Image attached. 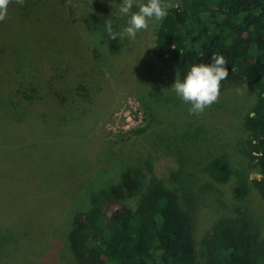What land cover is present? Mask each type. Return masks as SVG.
<instances>
[{"label":"trees","instance_id":"1","mask_svg":"<svg viewBox=\"0 0 264 264\" xmlns=\"http://www.w3.org/2000/svg\"><path fill=\"white\" fill-rule=\"evenodd\" d=\"M83 4L82 0H25L20 6L13 0L9 5L7 18L0 22V65L5 67L0 73L2 152L31 150L30 140L46 128L44 145L58 137L48 138L49 132L65 134L68 121L83 116L95 104L103 81L111 77L105 68L114 66L113 58L125 50L126 42L134 43L127 37L111 40L105 30L106 21L112 22L116 32L125 26L127 17H121L119 7ZM172 4L167 17L154 24L158 63L140 51L137 77L154 90L176 76L183 80L192 65L210 63L213 54L223 55L229 75L221 86L225 82L244 85L252 98L242 109V135L235 146L257 176L249 178L236 169L225 152H212V144L200 139V129L194 134L200 142L188 155L187 167L218 184L233 181V196L240 201L252 190L264 200V0H173ZM73 19L77 32L70 28ZM63 32L80 42L83 64L60 52L51 58L41 52L48 43L62 47L59 39L64 38L58 34ZM159 62L170 70L162 69ZM20 71L26 78H20ZM176 150L180 167H186L183 153L179 147ZM147 156L143 154L140 165L123 166L115 181L90 194L88 208L73 211L65 236L73 264H264V234L250 235L235 219H212L195 239L177 191L156 176ZM25 157H30L27 151ZM0 163L16 165L13 180L22 175L24 169L14 160ZM38 175L33 182L43 187L27 193L24 182L15 191L7 189L9 181L0 174V255L3 244L14 238L7 234L11 224L23 227L21 244L44 233V210L37 213L36 207L43 203L47 189L64 187L65 181L59 179L45 188L46 179H37ZM169 178L181 182L178 171H170ZM77 179L73 177L67 185L83 188L86 183ZM43 189L47 191L42 193ZM33 208L36 215L28 213ZM41 225L43 233L36 235ZM40 252L31 253L27 264H37L35 256Z\"/></svg>","mask_w":264,"mask_h":264},{"label":"rangeland","instance_id":"2","mask_svg":"<svg viewBox=\"0 0 264 264\" xmlns=\"http://www.w3.org/2000/svg\"><path fill=\"white\" fill-rule=\"evenodd\" d=\"M76 1L81 2L74 0ZM82 1L84 6L111 3L117 7L122 2ZM166 2L172 3L173 0ZM136 10L134 6L133 11ZM157 22L150 20L149 28L138 32L134 43H125V50L117 58H113L114 66H107L104 70L110 71L111 77L103 81V90L95 104L83 116L70 119L65 134L49 132L48 138L58 137L50 138V144L44 145L46 143L42 134L46 128L43 133L36 135L37 138L30 140L34 144L31 150L17 148L2 152L0 147V162L11 163L14 160L19 164V169H24L22 175L13 180L16 165L13 163L12 166L4 167L0 163L1 177L9 181L7 189L15 191L23 182L27 193L41 189L43 185L33 182L38 169L41 172L37 179H46L44 187L50 186L52 182L58 183L62 178L65 181L64 187H56L54 191L47 189L43 203L36 207L37 213L44 210L41 214L44 218V233L41 225L39 231L35 230V234L43 235L34 241L26 238L24 244H21L18 242L23 235V227L16 223L8 227L6 233L14 238L1 247L0 264H27L26 260L32 257L31 253L38 251L41 252L35 256L37 264H73L67 255L65 241L73 211L85 209L86 206L88 208L90 194L115 181L123 166L140 165L144 153L148 155L146 159L151 161L156 176L177 191L179 204L190 216V230L195 239L212 219L221 217L240 221L252 236L264 234V200L255 190L240 201L233 196V181L227 184L213 182L205 173L189 169L186 162L188 155L194 154L197 143L200 142L194 137L200 129V139L212 144L215 149L212 148V152H225L236 169L244 170L249 178L257 176L255 167L240 155L235 146L242 135L240 116L243 107L252 99L250 93L244 85L225 82L220 88L219 101L206 108L202 114L193 115L189 113L191 105L184 103L172 91L175 79L152 90L149 83L141 81L140 75L137 77L138 66L135 63L142 50L158 61L154 54L153 32ZM76 25L74 20L70 25L72 31L77 32ZM58 35L64 38V41L59 39L62 47L56 48L55 44L48 43L41 48L43 55L51 58L60 52L65 57H71L74 63L83 64V57L79 56H84L85 52L80 42L72 41L68 32ZM159 64L162 69L170 70L164 62ZM4 70L5 67L0 65V73ZM78 71L81 73V70ZM19 75L20 78L27 76L21 71ZM177 147L183 153L182 162L186 167H180ZM26 151L29 158L25 157ZM170 171H178L180 183L169 178ZM73 177L78 178L79 183H86L85 186L81 189L68 186ZM47 190L43 189L42 193ZM28 213L36 215L34 208L28 210ZM45 246L46 249L40 250Z\"/></svg>","mask_w":264,"mask_h":264},{"label":"clouds","instance_id":"3","mask_svg":"<svg viewBox=\"0 0 264 264\" xmlns=\"http://www.w3.org/2000/svg\"><path fill=\"white\" fill-rule=\"evenodd\" d=\"M13 0H0V22L8 16L9 5ZM23 6L25 0H15ZM136 11H133V7ZM175 6L165 0H122L119 5L121 17H127L125 26L119 32L113 30L112 22L106 21L105 30L109 39L125 37L134 41L137 33L149 28V21L162 22L168 15V9ZM210 63L194 64L187 71L183 80L176 76L171 89L184 103L190 104L189 113L200 115L212 104L219 101L221 83L229 72L223 55L213 54Z\"/></svg>","mask_w":264,"mask_h":264}]
</instances>
